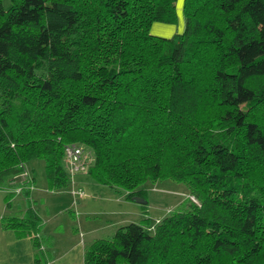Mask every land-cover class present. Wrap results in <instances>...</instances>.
<instances>
[{
    "label": "trees",
    "instance_id": "obj_1",
    "mask_svg": "<svg viewBox=\"0 0 264 264\" xmlns=\"http://www.w3.org/2000/svg\"><path fill=\"white\" fill-rule=\"evenodd\" d=\"M176 2L0 0V189L18 179L26 204L0 222L34 264L53 263L25 165L64 190L69 145L129 201L164 180L197 201L94 241L84 264H264V0H183V32L151 34Z\"/></svg>",
    "mask_w": 264,
    "mask_h": 264
},
{
    "label": "rangeland",
    "instance_id": "obj_2",
    "mask_svg": "<svg viewBox=\"0 0 264 264\" xmlns=\"http://www.w3.org/2000/svg\"><path fill=\"white\" fill-rule=\"evenodd\" d=\"M183 0L175 3L176 18L174 32H183V18L180 13ZM3 7L8 8L9 0H2ZM159 23L151 27V34L168 39L163 34H155ZM9 99L5 90L0 89V105ZM85 149L89 163L91 157ZM64 168L67 161L64 153ZM27 174H31L34 185L30 199L34 210L43 224V235L50 237V252L53 264H84V252L94 241L109 239L121 226L129 223L139 224L147 217L146 229L152 232L156 225L168 214L180 210L188 202L197 204L184 185L169 180L144 185L145 204L129 201L123 194L94 182L86 172H81L69 179L68 187L60 191L47 189L44 175V164L35 160L25 165ZM26 177V176H24ZM12 181L6 188L0 189V221L1 218L20 217L26 209L21 196L20 185ZM80 190L81 196H73L72 192ZM78 190V191H79ZM6 195H8L6 200ZM35 251L29 238H16L14 233L3 230L0 222V264H34ZM51 264V263H49Z\"/></svg>",
    "mask_w": 264,
    "mask_h": 264
},
{
    "label": "built area",
    "instance_id": "obj_3",
    "mask_svg": "<svg viewBox=\"0 0 264 264\" xmlns=\"http://www.w3.org/2000/svg\"><path fill=\"white\" fill-rule=\"evenodd\" d=\"M64 153L67 161V172L70 175V178L78 173L86 172V167L88 168L90 163L88 161L87 154H85L84 149L79 146L69 145L64 148ZM27 173L23 174V177H27ZM79 190V189H78ZM75 190L72 192L73 196L80 197V190Z\"/></svg>",
    "mask_w": 264,
    "mask_h": 264
},
{
    "label": "crops",
    "instance_id": "obj_4",
    "mask_svg": "<svg viewBox=\"0 0 264 264\" xmlns=\"http://www.w3.org/2000/svg\"><path fill=\"white\" fill-rule=\"evenodd\" d=\"M180 13L179 15H182V6H181V9H180ZM183 18V16H182ZM177 20H178V17H177ZM176 20V22H177ZM160 24V23H159ZM176 24V23H175ZM175 24H171V25H167V24H162V25H158V28L156 29V31H154L155 34H163L164 36L166 37H173L174 35L178 34L177 32L179 31L178 28L175 29V33L172 35V33L174 32V29H173V25ZM182 27L184 29V19H183V24H182ZM143 219V218H142ZM141 219V220H142ZM118 229V228H117Z\"/></svg>",
    "mask_w": 264,
    "mask_h": 264
},
{
    "label": "water",
    "instance_id": "obj_5",
    "mask_svg": "<svg viewBox=\"0 0 264 264\" xmlns=\"http://www.w3.org/2000/svg\"><path fill=\"white\" fill-rule=\"evenodd\" d=\"M134 201L137 203H141V204L144 203V201L142 199H139V198H135Z\"/></svg>",
    "mask_w": 264,
    "mask_h": 264
}]
</instances>
